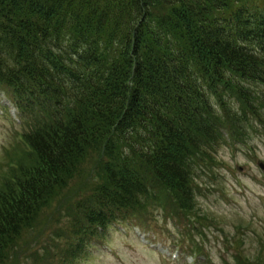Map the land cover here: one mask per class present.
<instances>
[{"label":"trees","instance_id":"trees-1","mask_svg":"<svg viewBox=\"0 0 264 264\" xmlns=\"http://www.w3.org/2000/svg\"><path fill=\"white\" fill-rule=\"evenodd\" d=\"M0 89L25 126L0 175V264L76 263L158 204L200 230L199 171L264 128V2L0 0Z\"/></svg>","mask_w":264,"mask_h":264},{"label":"rangeland","instance_id":"rangeland-1","mask_svg":"<svg viewBox=\"0 0 264 264\" xmlns=\"http://www.w3.org/2000/svg\"><path fill=\"white\" fill-rule=\"evenodd\" d=\"M0 104L1 173L6 170L10 159L19 157L22 153L19 151L20 145H16L23 126L17 123L13 106L1 92ZM7 108H11V112H7ZM233 143L219 145L215 161L211 160L210 167L204 172L199 171L195 179L196 187L199 188L196 191L199 209L195 219L207 216L208 220L214 222L212 225L207 223L210 225L202 227L204 230L197 229L207 233L204 239L189 224V218L187 221L185 217H177L181 221L173 220L171 215L174 216L175 212L172 209L170 212L166 211L158 204L157 208L150 207L147 210L149 219L145 225L141 224V228L139 226V230L163 247L177 249V259L173 260L167 255L162 257L143 245L136 235V226L112 225L104 234L90 239L76 264H194V260L186 253L192 238L202 243L213 264H234L232 254L237 253L236 250L245 252L253 259L260 256L261 252L264 253V170L258 165L259 160L264 162V130L251 133L244 143ZM208 171L212 172L208 174ZM64 214L65 212L58 210L55 216ZM140 218L130 216L127 219H130V223L127 224L137 223ZM67 219L66 216L61 217L59 229L64 227ZM202 221L207 222L206 219ZM36 237L31 240L33 249L37 246L48 248L50 241L46 239L45 233ZM234 238L240 243H234ZM181 243L183 249L179 247ZM41 252H35L26 261L12 258L10 264H58L55 258H45ZM205 252H201L199 256L194 255L198 263L206 262Z\"/></svg>","mask_w":264,"mask_h":264},{"label":"water","instance_id":"water-1","mask_svg":"<svg viewBox=\"0 0 264 264\" xmlns=\"http://www.w3.org/2000/svg\"><path fill=\"white\" fill-rule=\"evenodd\" d=\"M261 166L264 167V164L261 163Z\"/></svg>","mask_w":264,"mask_h":264}]
</instances>
